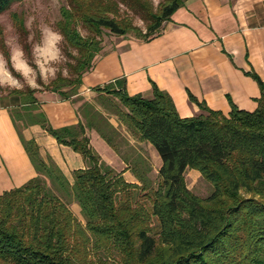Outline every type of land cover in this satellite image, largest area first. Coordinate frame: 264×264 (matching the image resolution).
Listing matches in <instances>:
<instances>
[{"label":"trees","instance_id":"obj_1","mask_svg":"<svg viewBox=\"0 0 264 264\" xmlns=\"http://www.w3.org/2000/svg\"><path fill=\"white\" fill-rule=\"evenodd\" d=\"M18 1L0 0V13ZM183 2L161 0L153 10L145 0H66L56 29L76 51L67 63L75 76L57 75L50 91L67 100L78 94L82 75L101 49L102 29L116 35L132 31L146 40ZM118 3L140 14L144 32L118 18ZM12 17L23 35L22 20ZM0 49L11 69L1 39ZM247 74L261 90L257 108L246 111L231 103L227 114L198 103L204 114L181 117L153 82L150 97L127 94L122 79L92 88L108 102L118 100L124 107L120 121L155 149L161 161L156 183L140 156L119 150L118 130L89 101L77 108L76 124L53 128L35 89L9 90L19 99L9 115L37 175L0 192V264H264V201L255 197L264 196V81L253 71ZM34 124L83 158L85 166L72 171V183L51 158L40 155L33 138L23 136ZM86 128L98 132L139 183L126 181L101 158ZM186 169L211 184L210 195L199 197L187 187ZM71 201L79 205L83 223L69 208Z\"/></svg>","mask_w":264,"mask_h":264},{"label":"crops","instance_id":"obj_2","mask_svg":"<svg viewBox=\"0 0 264 264\" xmlns=\"http://www.w3.org/2000/svg\"><path fill=\"white\" fill-rule=\"evenodd\" d=\"M249 71L264 81V0H184L149 39L135 34L104 35L91 68L82 75L78 95L90 100L96 95L92 88L122 79L127 94L144 97L151 96V82L155 83L169 95L181 117L204 114L198 103L224 114L231 103L253 111L261 90ZM35 96L53 128L81 119L79 102L45 90L36 91ZM16 104L0 96V192L19 187L37 175L9 115L8 108ZM86 133L91 146L110 167L121 171L126 181L139 183L95 129L86 128ZM23 136L33 138L40 155L45 160L51 158L70 183L72 171L85 166L79 153L58 144L37 124L25 128ZM151 151L159 168V156L152 146ZM71 205L73 213L79 214L77 202Z\"/></svg>","mask_w":264,"mask_h":264},{"label":"rangeland","instance_id":"obj_3","mask_svg":"<svg viewBox=\"0 0 264 264\" xmlns=\"http://www.w3.org/2000/svg\"><path fill=\"white\" fill-rule=\"evenodd\" d=\"M147 3L155 10L158 3L161 0H145ZM66 4V0H21L14 2L10 7L0 13V39L3 40L6 49L11 56V52L15 48H22L23 44L26 43L28 46L27 50L23 49L24 59L27 60L28 64L34 69L36 68L35 61L40 57L38 54L34 55V47L36 45L43 46L42 32L50 28L55 32L56 22L60 18V8ZM15 13L18 18H20L25 27V33L23 35L16 29L12 14ZM118 18L126 19V21L132 22L133 25L139 27L143 32L145 30V20H143L140 14L133 12L131 9L127 8L125 5L118 3ZM78 30L82 35H87L88 31L80 24L77 25ZM108 30L102 29L101 38L108 34ZM127 34L134 35L132 31ZM102 42V41H101ZM57 48L60 49V53L57 54V59L55 61H50L45 63V68L47 69L46 74L43 78H40L39 73H37L34 85L30 87L29 81L32 79L30 74L29 78L26 80L24 77L20 76L16 71H12V76L16 77L19 84L15 86L3 85L0 86V96L5 100V102H19L16 96H10L8 94L9 90L12 88L24 89L25 87H30L35 89V91H50V83L56 78L57 75H62L63 77L73 78L75 75L71 74L69 66L67 63H72L73 59L69 55H75L76 51L71 47H66L63 40L57 44ZM0 54L2 51L0 49ZM3 55V54H2ZM4 57V56H3ZM5 58V57H4ZM46 59V58H45ZM7 80V77H3ZM71 85H64L62 89L69 90ZM79 89V87H78ZM77 89V91H78ZM57 94V93H56ZM58 95V94H57ZM96 93V95L91 96L92 99L85 100L84 96L74 94L70 96V100L79 102L77 108L83 101H89L103 113L105 117L110 121L119 133V136L114 137V142L119 148V150L126 154L127 156L138 157L139 160H143L151 166V171L149 172V177L156 183L157 170H158V159L155 158L153 152L151 151V146L146 142H138L133 134L126 130V126L120 121L119 109H124V107L118 102V100L111 97V101L108 102ZM58 97H60L58 95ZM155 151V149L152 147ZM156 153V151H155ZM160 159V158H159ZM185 183L187 187L197 196L205 198L210 195L212 191L211 184L206 181L197 170L186 169L184 173ZM244 195H250L248 193H243ZM256 198L262 199L264 201V196L255 195ZM73 201L69 202V208L73 212V206L71 205ZM83 223V218L81 214H75Z\"/></svg>","mask_w":264,"mask_h":264},{"label":"clouds","instance_id":"obj_4","mask_svg":"<svg viewBox=\"0 0 264 264\" xmlns=\"http://www.w3.org/2000/svg\"><path fill=\"white\" fill-rule=\"evenodd\" d=\"M62 40V34L55 32L50 28H47L42 32L43 46L36 45L33 50L34 55L38 54L40 57L35 61V69L28 64L26 59H24V52L22 48L18 47L12 50L10 56L11 69L8 67L9 60H5L3 55L0 54V86H15L19 84L16 77L12 76V71H16L26 80L31 74L32 79L29 81V86H35L34 80L37 73H39L40 78H43L47 72L45 63H49L50 61H55L57 59V54L60 53V49L56 46ZM3 77H7L8 79L5 80Z\"/></svg>","mask_w":264,"mask_h":264}]
</instances>
